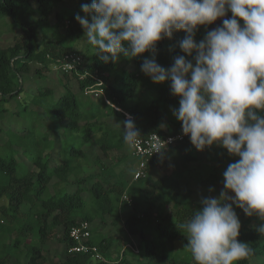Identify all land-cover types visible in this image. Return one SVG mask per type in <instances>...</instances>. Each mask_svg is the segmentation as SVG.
I'll return each mask as SVG.
<instances>
[{"label":"trees","instance_id":"1","mask_svg":"<svg viewBox=\"0 0 264 264\" xmlns=\"http://www.w3.org/2000/svg\"><path fill=\"white\" fill-rule=\"evenodd\" d=\"M64 1L0 0V36L2 26L20 31L10 46H0V117L13 118L0 120V202H7L0 207V264H48L44 247L59 229L64 253L54 264H194L181 228L201 207L191 193L171 189L166 177L154 181L147 175L136 181L144 185V204L139 191L128 192L124 182H113L117 176L112 168L88 155L95 149L108 156L129 148L122 128L111 127L105 122L108 119L122 123L130 115L142 137L181 131V123L172 114L179 107L178 98L170 94L167 81L154 84L146 77L141 64L145 58H154L167 70L181 54L178 45L185 34L174 33L171 40H162L155 54L136 59L121 56L115 63L105 64L94 49L90 59L82 58L72 73L77 91L69 74H63L66 80L57 95L44 83L55 61L74 52L66 42L84 37L75 17L67 18L68 9L60 8ZM90 3L77 0L79 9ZM204 31L201 27L197 35ZM197 35V41L203 39ZM33 70L41 82L35 91L25 86ZM89 89H101L103 94H86ZM79 96L88 101L81 102ZM15 100L21 110H12ZM190 146L189 138L163 150L149 161L146 173L171 150L182 152ZM128 210L123 219L122 213ZM81 222L90 224L87 244L96 247L104 261H96L91 253L69 252L75 244L69 231ZM108 225L117 236L103 233ZM16 231L18 236L12 240ZM97 235L101 236L98 242ZM238 240L253 249V255L239 264H264V237L244 224ZM177 243L182 248H176ZM115 246L117 254L109 257Z\"/></svg>","mask_w":264,"mask_h":264},{"label":"clouds","instance_id":"2","mask_svg":"<svg viewBox=\"0 0 264 264\" xmlns=\"http://www.w3.org/2000/svg\"><path fill=\"white\" fill-rule=\"evenodd\" d=\"M81 9L84 16L75 19L105 64L155 54L162 40L185 34L167 70L145 58L141 71L154 84L169 83L179 101L172 114L197 151L216 145L236 158L223 172L219 196L202 197L181 225L185 249L194 264H239L252 256L250 244L238 240L234 209L264 222V0H91ZM201 27L206 34L197 41ZM118 125L134 147L141 134L132 117ZM254 230L264 237V223Z\"/></svg>","mask_w":264,"mask_h":264},{"label":"rangeland","instance_id":"3","mask_svg":"<svg viewBox=\"0 0 264 264\" xmlns=\"http://www.w3.org/2000/svg\"><path fill=\"white\" fill-rule=\"evenodd\" d=\"M67 8L66 17H76L77 14L80 16H84V13L81 9L77 6V0H65L61 5L60 8ZM226 18H230L226 17ZM89 22L90 18H89ZM222 21L218 20L215 24L210 25V29L217 27ZM3 27V32L0 36V46L7 47L13 43V40L16 35L20 33L18 30L10 31L6 26ZM64 33V30H62ZM84 31V30H83ZM203 33L198 34L197 38H203ZM67 48H72L73 53L82 58H88L93 55L94 49L91 45L87 43V41L83 38L75 41L69 40L66 42ZM34 71L30 74L25 86L28 90L35 91L37 86H40V80L34 77ZM71 80V87L77 91L78 84L76 79L69 74ZM63 74L51 71L48 75V78L45 85H48L54 88L57 95L62 93V82H65ZM25 88V89H26ZM26 89L25 94H29V91ZM26 96V95H25ZM78 99L85 103L88 100L83 96H79ZM12 110L17 111L21 110V106L17 100L12 102ZM39 110V109H38ZM40 111V110H39ZM9 119L12 118L9 115L0 117L2 119ZM32 118H34L32 116ZM13 119V118H12ZM16 119V118H15ZM45 123H47L46 119ZM19 123V121H17ZM109 123L111 127L122 128V123H118L116 120L108 119L105 121ZM76 146H79V143L76 141ZM90 159L92 161L99 160L102 164H104L108 168H112L114 173L116 174V178L113 182L121 180L127 185L128 192L129 191H139L138 193L141 194L142 201L145 204V197L142 196L143 187L144 185L141 183H137L134 181V176L136 171L138 170L139 160L133 155L130 148L124 149L122 151H113L108 156H104L99 150H92L88 153ZM186 156L192 157L194 159H187ZM236 158L230 157L226 150L214 145L211 148H206L204 151H197L193 146L184 149V151H180L178 149L171 150L167 157L163 160L161 164H159L156 168L149 171L147 174L149 178L154 181H157L163 177H166L168 186L178 192L183 194L188 193L191 195V199L194 200L196 203L200 204V200L202 197H207L209 195L218 197L219 193L223 187V172L226 170L227 166L234 162ZM97 171L98 168H96ZM135 171L133 174L132 172ZM214 189V191L210 192L209 189ZM190 192V193H189ZM143 204V206H144ZM7 202L1 201L0 207H6ZM24 210V208H22ZM238 215V218L241 222V226L244 224H249L250 227L254 228L255 226H259L262 222L258 217H247L243 213L241 209H234ZM130 213V210L122 213V218L126 219ZM97 226L99 223L96 222ZM103 233L105 234H116V229L110 225L103 227ZM19 232H14L12 234V240L16 239ZM62 231L59 229L57 236L55 238L50 239L44 249L45 253H47L49 257L48 264H54L59 262L60 258L63 256L64 253V246L60 242V238L62 237ZM101 239V236L97 235L95 237V241L98 242ZM176 248H182V243L175 244ZM118 247L115 246L111 252L110 256H115L117 254ZM23 262H26V258H22Z\"/></svg>","mask_w":264,"mask_h":264},{"label":"built area","instance_id":"4","mask_svg":"<svg viewBox=\"0 0 264 264\" xmlns=\"http://www.w3.org/2000/svg\"><path fill=\"white\" fill-rule=\"evenodd\" d=\"M82 57L76 54H67L64 57L58 59L53 64V71L61 74H72L77 72L78 67L81 65ZM85 75L81 76L83 79ZM86 94H92L95 97H99L103 94L101 89H89ZM129 116V115H127ZM189 139L187 136L182 135V131L175 135L162 137L159 134H151L147 137H140L139 142L131 149L133 155L139 160L138 170L135 173L134 181L145 179L147 176L146 167L149 161L160 153H155L157 150H165L177 143H181ZM124 200L130 203L128 197H124ZM69 237L74 241V246L70 249V253H91L96 261H104V257L98 252V249L94 246L88 245V241L91 238L90 224L87 222H81L77 226H74L69 231ZM136 248V247H135ZM133 248L135 251L136 249ZM137 252V251H136Z\"/></svg>","mask_w":264,"mask_h":264},{"label":"water","instance_id":"5","mask_svg":"<svg viewBox=\"0 0 264 264\" xmlns=\"http://www.w3.org/2000/svg\"><path fill=\"white\" fill-rule=\"evenodd\" d=\"M21 87H22V84H21Z\"/></svg>","mask_w":264,"mask_h":264}]
</instances>
